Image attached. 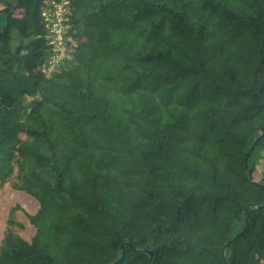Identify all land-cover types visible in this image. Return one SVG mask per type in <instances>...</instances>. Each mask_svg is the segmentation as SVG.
<instances>
[{"label":"trees","instance_id":"trees-1","mask_svg":"<svg viewBox=\"0 0 264 264\" xmlns=\"http://www.w3.org/2000/svg\"><path fill=\"white\" fill-rule=\"evenodd\" d=\"M261 129L264 0H0V264H264Z\"/></svg>","mask_w":264,"mask_h":264},{"label":"built area","instance_id":"built-area-1","mask_svg":"<svg viewBox=\"0 0 264 264\" xmlns=\"http://www.w3.org/2000/svg\"><path fill=\"white\" fill-rule=\"evenodd\" d=\"M66 9V3H57L42 13L51 44V53L42 69L45 75L57 69L66 56L63 34V15Z\"/></svg>","mask_w":264,"mask_h":264},{"label":"rangeland","instance_id":"rangeland-1","mask_svg":"<svg viewBox=\"0 0 264 264\" xmlns=\"http://www.w3.org/2000/svg\"><path fill=\"white\" fill-rule=\"evenodd\" d=\"M255 167L258 172H261L264 167V151H261L257 159L255 161ZM252 179L255 181L258 179L257 174H253ZM19 204L29 213H34L37 207V204L31 200L30 198L26 197L23 194L12 192L9 189H5L3 193H0V233H1V226L2 222L4 221L7 211L10 207L14 204ZM19 220H24L23 216L19 213L17 214ZM31 235V230L28 229L25 238L28 239Z\"/></svg>","mask_w":264,"mask_h":264},{"label":"water","instance_id":"water-1","mask_svg":"<svg viewBox=\"0 0 264 264\" xmlns=\"http://www.w3.org/2000/svg\"><path fill=\"white\" fill-rule=\"evenodd\" d=\"M263 131H264V129H261L260 130V135H262V133H263ZM245 163H246V168H247V170H248V175H249V177L251 178V181H253L252 180V171L248 168V165H247V159L245 160Z\"/></svg>","mask_w":264,"mask_h":264}]
</instances>
